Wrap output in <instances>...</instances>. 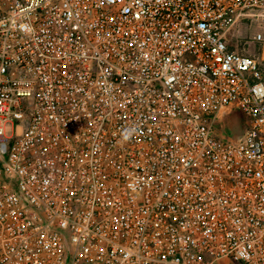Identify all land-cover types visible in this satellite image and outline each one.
Listing matches in <instances>:
<instances>
[{"label":"built area","instance_id":"built-area-1","mask_svg":"<svg viewBox=\"0 0 264 264\" xmlns=\"http://www.w3.org/2000/svg\"><path fill=\"white\" fill-rule=\"evenodd\" d=\"M257 19L264 0H0V264H264V56L228 46Z\"/></svg>","mask_w":264,"mask_h":264},{"label":"rangeland","instance_id":"rangeland-1","mask_svg":"<svg viewBox=\"0 0 264 264\" xmlns=\"http://www.w3.org/2000/svg\"><path fill=\"white\" fill-rule=\"evenodd\" d=\"M257 32H261L264 35V22L259 19L254 20L253 23L250 25H238V27L232 32V38L243 49V39H251L252 36L255 35ZM234 35L239 38L234 37ZM248 50L253 53L259 50L260 55L263 54L264 51V49L260 45H257L255 43L250 46ZM244 130L245 123L243 115L233 110L226 113L222 123L216 124V131L218 132L219 136H222L225 139L229 138L235 140L243 134Z\"/></svg>","mask_w":264,"mask_h":264},{"label":"crops","instance_id":"crops-1","mask_svg":"<svg viewBox=\"0 0 264 264\" xmlns=\"http://www.w3.org/2000/svg\"><path fill=\"white\" fill-rule=\"evenodd\" d=\"M232 32L229 33V38H228V46L231 50H235V51H238L240 53H244V54H248V55H251V56H255L257 58H262V56H264V52L263 54L260 55V51L257 50L256 52H251L250 50H246V49H242L241 46H239L232 38ZM259 51V52H258Z\"/></svg>","mask_w":264,"mask_h":264}]
</instances>
